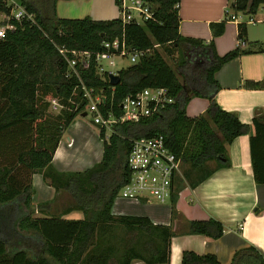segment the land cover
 Returning <instances> with one entry per match:
<instances>
[{"label": "trees", "instance_id": "obj_1", "mask_svg": "<svg viewBox=\"0 0 264 264\" xmlns=\"http://www.w3.org/2000/svg\"><path fill=\"white\" fill-rule=\"evenodd\" d=\"M116 3L119 0H115ZM152 18L142 22L123 21L121 17L95 19L58 16L57 0H18L33 12L36 23L13 20L14 28L0 37V264H129L139 258L149 264L167 262L170 255L171 224L154 223L146 215L114 214L112 202L128 181L127 154L132 139L163 133L167 146L188 166L182 179L194 186L216 167L230 165L227 145L250 125L234 111L222 108L215 100L219 83L215 71L227 60L250 51H264V43L255 40L250 47L236 46L223 54L215 50L213 40L182 35L179 32L180 0H144ZM264 0H232L231 7L254 11ZM11 4L0 0V12H9ZM225 19L210 22L213 36L223 32ZM123 36L141 50L137 60L116 72L120 80L111 84L108 70L99 71L95 53L105 50L102 41ZM56 44L89 52L86 63L78 62V76L69 74L65 59ZM172 54L176 65L167 62L161 49ZM69 53V52H68ZM80 79L104 97L99 108L104 116H120L121 100L148 86H164L174 100L149 116L113 123L103 139L102 158L85 170L58 171L52 154L63 129L83 113L86 99ZM193 95L208 98L203 112L189 115L186 101ZM57 99L62 107L56 114L48 111L49 100ZM249 147L253 176L264 182V111L252 117ZM208 160L215 165L209 167ZM25 169L28 182L17 178ZM41 172L56 190H65L68 204L60 213L47 216H22L14 205L25 193L30 204V175ZM179 178L170 195L171 217L179 218L174 202L182 185ZM71 209H80V219L64 218ZM16 226L32 228L40 236L35 258L23 248H13ZM221 221L208 217L183 223L182 232L219 237ZM43 252V253H42ZM181 264H221L212 253L182 252ZM229 264H264V254L253 244L237 248Z\"/></svg>", "mask_w": 264, "mask_h": 264}, {"label": "crops", "instance_id": "obj_2", "mask_svg": "<svg viewBox=\"0 0 264 264\" xmlns=\"http://www.w3.org/2000/svg\"><path fill=\"white\" fill-rule=\"evenodd\" d=\"M107 1L106 4H100L104 12L98 9L96 12L93 10L95 0H57L56 13L66 17L89 15L95 19L116 17L112 3L116 1ZM231 1L180 0L179 32L206 42L212 39L218 54L236 46L248 48L255 40L263 44L264 4L261 3L262 8L259 5L254 11L248 7L236 11L231 7ZM73 9L81 10V13L71 15ZM238 12L246 17L243 19ZM232 14L234 17H231ZM221 19H225L224 30L213 36L210 22ZM215 78L219 83L214 95L216 102L222 108L234 111L242 122L250 125L248 133L236 135L227 145L230 165L216 167L196 185L190 186L186 182L178 190L174 205L181 215L179 218L171 217L170 198L160 202L151 195L134 198L118 192L112 202L111 212L114 214L146 215L154 223L171 224L174 233L170 238L169 260L156 264H181L185 249L212 253L221 264H229L233 252L248 244L255 245L264 254V182H256L254 179L249 147L252 117L255 112L264 111V51L239 53L215 71ZM207 104V98H195L187 107L190 112L187 114H199ZM84 115L77 114L62 131L51 159L53 167L58 171L85 170L102 158L100 125L85 119ZM16 175L19 183H22L21 180L28 182L29 174L25 169H20ZM30 183V204L24 203L25 193L18 194L14 203L19 209V216L13 219L15 223L24 215L47 216L49 213H60L67 206L69 199L65 190H56L43 178L41 172H33ZM62 217L80 219L83 212L71 209ZM208 217L222 222L224 230L219 237L182 232L185 221ZM15 234L13 245L10 246L23 248L29 256L35 258L40 250L39 234L32 228L18 226ZM0 237H5L2 231ZM129 264L149 263L133 258Z\"/></svg>", "mask_w": 264, "mask_h": 264}, {"label": "built area", "instance_id": "obj_3", "mask_svg": "<svg viewBox=\"0 0 264 264\" xmlns=\"http://www.w3.org/2000/svg\"><path fill=\"white\" fill-rule=\"evenodd\" d=\"M8 4H11L9 12H2L3 22H0V37L5 35L7 29L14 28L13 20L26 19L31 23H36L33 12L29 11L26 6L16 0H11ZM118 7L119 17L123 21L142 22L153 17L150 6L144 0H119ZM231 17H234V14ZM55 46L67 63L68 75L78 76L76 65L78 62L86 63L85 58L88 57L89 52L75 48L69 49L62 44L55 43ZM102 46L105 50L95 53L97 66L102 70H105L100 63L102 58H110L112 54H118L127 56L130 62H135L141 53V50L129 45L123 36L105 39L102 41ZM109 62L113 63V60ZM80 84L82 96L86 99L83 112L85 114L91 112L93 123L108 128L116 122L138 120L142 116L152 115L174 100L168 94L166 87L148 86L135 94H127L121 100L122 113L120 116H115L112 113L104 116L99 108V103L104 101L103 95L94 92L93 87L85 85L81 79ZM51 100L57 102L60 108L62 107L57 99L51 98ZM126 159L129 177L119 190L122 195L134 198L151 195L160 202L170 198L176 176L180 171L181 159L167 146L163 133L133 138Z\"/></svg>", "mask_w": 264, "mask_h": 264}, {"label": "rangeland", "instance_id": "obj_4", "mask_svg": "<svg viewBox=\"0 0 264 264\" xmlns=\"http://www.w3.org/2000/svg\"><path fill=\"white\" fill-rule=\"evenodd\" d=\"M8 3L11 2V0H6ZM108 1L107 0H95L94 4H93V10L97 12L96 9H98L100 12H104V9H103V6H100V4H106ZM90 3V2H89ZM112 3L114 4L115 6V12L116 13V17L120 15L119 13V7H118V4L115 3L114 1H112ZM264 4V3H263ZM259 8H262L261 5L259 6ZM72 13L71 15H76V14H79L81 13V10H78V9H73L71 10ZM238 15H242V18L244 19L246 17L245 14H243L242 12H238ZM0 22H3V14L2 12L0 13ZM161 51H162V54L164 55L165 59L167 60L168 63H170L172 66H175L176 65V61L178 60L179 58V54H178V51L177 49L175 48L173 50V53L172 54H167L165 53L162 48H160ZM110 60H113V63H110L109 61ZM100 63L102 64V66L107 69L108 71L109 70H112L113 72H116V68L119 67V66H126L128 65L130 62V59L127 57V56H120L118 54H112L110 56V58H102L100 60ZM97 69L99 71H102V69H100L98 66H97ZM207 98L206 96H203V95H193L191 96L185 103V109H186V112L187 113H190L189 111H187V107H189V104L191 105V102H193V100H196L199 99V98ZM208 99V98H207ZM60 109V105L57 103V102H53L51 99L49 100V108H48V111L51 112V114H56ZM85 119H88V120H92V113L91 112H87L84 116H83ZM110 132V128L106 127V135L109 134ZM207 165L209 167H212L213 165H215V161L214 160H208L207 161ZM188 166L187 163H181L180 165V171L176 177V179L178 180L179 178L182 179V172L183 170ZM175 179V183H176V180ZM185 184V180L182 179V185ZM119 192V191H118Z\"/></svg>", "mask_w": 264, "mask_h": 264}, {"label": "water", "instance_id": "obj_5", "mask_svg": "<svg viewBox=\"0 0 264 264\" xmlns=\"http://www.w3.org/2000/svg\"><path fill=\"white\" fill-rule=\"evenodd\" d=\"M108 78L111 84H116L120 80V75L117 72H113L112 70H109ZM83 114H85V112H83Z\"/></svg>", "mask_w": 264, "mask_h": 264}]
</instances>
